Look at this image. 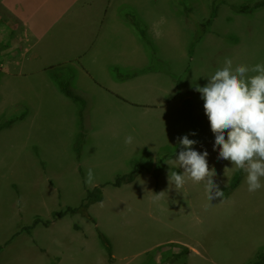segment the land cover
<instances>
[{
	"label": "rangeland",
	"instance_id": "rangeland-1",
	"mask_svg": "<svg viewBox=\"0 0 264 264\" xmlns=\"http://www.w3.org/2000/svg\"><path fill=\"white\" fill-rule=\"evenodd\" d=\"M133 1L134 5L121 6L119 13H128L129 16L123 15L134 25H140L138 22L143 20L138 9L148 11L150 19L170 18L164 17L169 10L183 18L191 16V39L199 36L203 29L200 38L211 43L206 58L200 62L204 65L198 64L201 69L206 67V74L213 75L222 68L226 58L232 60L233 68L264 63V7L249 14L237 13L231 8V5L257 0ZM213 10L215 17H211ZM3 14H0L1 21H9L13 29L10 33L0 32V123L22 114L23 109H18L21 90L25 94L22 103L33 106L31 118L23 120L24 116L0 130V230L3 234L7 236L20 220L22 223L33 222L35 214L46 219L52 210L77 206L87 189L102 186L105 200L91 205L88 213L97 217V228L104 233L108 227H119L111 233L106 230L111 234L109 239L115 253V259L107 264H248L257 252L264 250V177L260 180L262 187L249 192L245 174L243 182L232 194L213 200L208 199L205 184L191 190H178L170 185L156 193L155 170L151 169L140 172L133 181L132 185L139 189L129 192V184L115 187L110 183L117 175L133 169V159H118L125 153L107 142V128H96L95 136H91L87 117L89 106L86 105L83 114L87 122L84 120L85 129L82 130L85 140L78 159L73 145L81 131V123L76 126L72 111L60 107L56 99L63 100L65 105L68 102V106L72 103L76 110L79 106L64 96L55 83L52 89L42 84L45 81L39 79L43 73L39 68L44 65H40L43 64L40 61L26 65L31 74L22 71L24 63H16L20 49L14 48L21 24L15 17ZM208 21L210 23L206 25ZM7 26L10 27L8 23ZM156 31L155 27L150 28L151 35ZM235 42L237 44H233ZM54 70L60 73V78L69 79L77 93L74 66L67 63ZM89 101L92 102V96ZM97 119L103 121L106 117L98 114ZM73 131L74 138L71 139ZM37 136L42 142L43 152L40 153L31 140ZM23 143L27 149H21ZM20 152L24 154L20 155ZM150 165L148 162L147 166ZM42 168L56 183V189L47 184ZM88 169L93 170L95 177L91 185L86 183ZM214 193L215 189L211 194ZM61 222V235L75 260L67 263L66 255L60 264H106L104 248L88 216L70 214ZM73 222L83 226L86 238L72 229ZM161 244L165 245L160 250L146 254ZM32 247L27 237L21 242L17 240L5 253L7 261L0 259V264H29L28 261L35 257L32 253L36 249ZM182 247L189 252L175 256Z\"/></svg>",
	"mask_w": 264,
	"mask_h": 264
},
{
	"label": "crops",
	"instance_id": "crops-1",
	"mask_svg": "<svg viewBox=\"0 0 264 264\" xmlns=\"http://www.w3.org/2000/svg\"><path fill=\"white\" fill-rule=\"evenodd\" d=\"M123 5H134V1L0 0V14L2 16L3 13H7L21 24L18 38L14 40L16 41L14 48L20 49L16 63H24L22 71L28 74L31 72L26 70L27 64L35 61L43 63L40 64L44 66L39 68V71L43 72L39 75V79L45 81L42 84L47 89L54 87V82L49 76L47 78L44 75L48 74V68H59L67 63L74 66L77 72V94L82 97L84 104L89 106L87 117L90 127L87 126L91 128L92 137L96 134V128H107L109 134L107 142L113 144L116 150L125 153L124 157L118 159L136 160L145 165L146 169L143 171L156 170L160 164L161 170L154 178L156 193L173 185L169 184L167 169L182 173L183 169L179 168L175 161L174 152L180 148L177 138L193 131L197 135H189V138L199 142L193 146L194 149L201 153L207 150L209 153L207 157L209 168L214 169L216 173L212 178L213 182L219 185L221 190L228 187L233 174L238 169L228 160L217 159L219 149H213L215 137L204 113V101L201 99V94L195 91L196 86H205L211 76L205 73L206 67L203 66L201 69L198 66L206 58L211 43L205 38L197 41L191 39V16L183 18L181 14L177 15L173 10H169L168 15L165 14L164 17L170 16V18L150 19L148 11L138 9L143 19L138 22L141 27L134 25L131 19L123 15L129 16L128 13H119ZM0 24H3L0 26V32L10 33L13 29L9 21L4 22L0 19ZM152 26L157 29L154 35L150 34ZM139 27L143 28L145 38L140 34ZM177 28L178 32H176ZM42 58L46 59L42 60ZM201 71L204 73L202 74ZM19 93L18 95L17 92L18 109H23L21 113H25L23 120H26L33 116V106L26 102L23 104L22 101L25 100L21 99L23 95L25 96L24 91L21 90ZM90 96L92 102L89 101ZM56 100L60 107L72 111L73 121L78 126L81 121L76 107L72 103L68 106V102L65 105L61 99ZM98 114H103L106 120L98 121ZM82 123L84 126V121ZM127 136L133 137L131 144L125 143ZM40 138V136L31 138L33 146L39 153L43 152ZM73 138L74 131L71 133V139ZM26 143L22 144L21 149H27ZM23 154L20 152V155ZM148 162L151 163L150 166H147ZM42 170L45 172L47 184L56 189V183L49 178L46 169L42 168ZM245 174L242 171L241 182ZM133 181L125 183L130 186L129 192L139 189V186L132 185ZM202 184L204 182L189 180L183 189L191 190ZM102 196L104 201L103 189ZM57 210L60 209L52 210L46 219H50L52 212ZM35 216L41 215L35 214ZM66 216L53 220L48 226L39 223L29 233L23 231L22 227L32 222L22 223L21 220L7 236L0 230L1 262L7 261L4 258L5 253L17 240L21 242L27 237L36 249L32 253L35 257L28 261L29 264H60L66 255H68L67 263H73L75 258L71 254L69 245L65 244L60 230L61 221ZM94 219L97 220L98 225L99 220L97 217ZM92 224L97 235V225L93 222ZM118 228L111 226L108 230L105 229L111 233ZM72 229L87 237L83 226L78 222L72 223ZM106 230H104L105 234L111 238V234ZM164 245L148 250L146 254L156 252ZM112 250V260H114L113 246ZM105 258L107 264L109 261L106 252Z\"/></svg>",
	"mask_w": 264,
	"mask_h": 264
},
{
	"label": "clouds",
	"instance_id": "clouds-1",
	"mask_svg": "<svg viewBox=\"0 0 264 264\" xmlns=\"http://www.w3.org/2000/svg\"><path fill=\"white\" fill-rule=\"evenodd\" d=\"M249 72L254 75L249 76ZM195 91L204 101V113L215 137L213 149H219L217 159L228 160L247 174L249 192L259 190L264 177V63L233 68L232 60L226 58L223 67L208 78L205 86H196ZM189 135L197 133L177 138L180 150L175 161L183 171H169V184L179 190L189 180L204 182L209 200L223 198L224 191L212 179L216 173L209 168L208 151L195 150L193 146L199 142ZM132 141V136L125 138L126 144ZM94 179L93 170L88 169L86 183L91 185Z\"/></svg>",
	"mask_w": 264,
	"mask_h": 264
},
{
	"label": "trees",
	"instance_id": "trees-1",
	"mask_svg": "<svg viewBox=\"0 0 264 264\" xmlns=\"http://www.w3.org/2000/svg\"><path fill=\"white\" fill-rule=\"evenodd\" d=\"M264 7V0H257L254 1L252 3L249 4H237V5H231V8L233 11L237 12V13H252L254 12L256 9L258 8H262ZM214 9V7H213ZM216 12L215 10H213L211 17H215ZM210 22L208 21L206 23V25H208ZM136 26H138V24H136ZM202 26H205L204 24H202ZM139 32L140 34L145 38V32L143 29H141L139 27ZM204 32V30L202 29V33ZM202 33L198 36H196L194 39L195 41H197ZM48 76L51 79V81H53L56 86L58 87V90L67 98H70L71 100H73L78 106V118L79 121H81L80 127H81V131H79L75 137V142H74V151L78 157V159L80 158V155L82 153V149H83V144H84V140H85V133L82 132V130H84V126L82 125V121H84V114H83V109H84V101L82 99L81 96H79L74 89L71 87V83L69 79L66 78H60L58 75H60V73L56 72L54 70V68L50 67L48 68ZM25 116V113H22L20 116L18 117H13L10 118L2 123H0V130L3 128H7L10 127L15 121L17 120H22ZM180 150V148H178L174 154L178 153ZM173 155V154H172ZM133 163V169L128 172V173H124V174H119L115 177L114 181H112L110 184L113 186H121L122 184L131 182L135 179V177L142 172L143 170L146 169L145 165H143L142 163H139L136 160H132ZM161 167L159 166L155 171H153L154 177L157 176V171H160ZM242 171L243 170H237L231 180L230 183L228 185V187L223 188L222 191H224V197H227L228 195H230L241 183L242 180ZM103 200V196H102V186H95L92 189H87L85 192L84 197L82 198L81 202L79 203V205L77 206H66L63 209L57 210V211H53L51 218L50 219H43L39 216H35L33 222L27 226L22 227L23 231L26 232H30L31 229L36 226L37 224L41 223L44 226H48L53 220L63 217L65 215H69V214H76V213H81L82 215H86L88 216L91 221L96 224L95 219L88 213V209L89 206L95 202H100ZM96 231H97V236L99 239L100 244L102 245V247L104 248L106 254H107V258L108 261L111 262L112 257H113V250H112V244L110 239L108 238V236L102 232L100 229H98L96 227ZM175 244V243H173ZM2 247L0 246V251H1ZM189 252V250L186 247H182V250L179 253H176L175 256H180V255H186ZM248 264H264V250H260L259 252L256 253L255 258L249 262Z\"/></svg>",
	"mask_w": 264,
	"mask_h": 264
}]
</instances>
